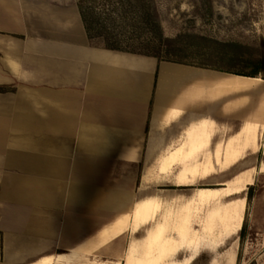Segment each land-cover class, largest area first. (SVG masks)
<instances>
[{"label": "crops", "instance_id": "obj_1", "mask_svg": "<svg viewBox=\"0 0 264 264\" xmlns=\"http://www.w3.org/2000/svg\"><path fill=\"white\" fill-rule=\"evenodd\" d=\"M56 25L50 42L0 34V264H89L108 247L101 264H192L226 247L225 205L244 214L264 174V78L227 87L230 72L96 45L79 6Z\"/></svg>", "mask_w": 264, "mask_h": 264}, {"label": "rangeland", "instance_id": "obj_2", "mask_svg": "<svg viewBox=\"0 0 264 264\" xmlns=\"http://www.w3.org/2000/svg\"><path fill=\"white\" fill-rule=\"evenodd\" d=\"M73 5L79 6L81 17L88 21L96 45L226 73L239 69L249 72L245 66L264 58V0H15L13 18L0 10V24H5L0 26V34L10 30L8 34L17 39L47 42L55 33L56 20L71 18ZM242 165L247 167L248 163ZM234 171L224 172V179ZM133 173L136 181L140 172ZM257 178L260 181L251 190L253 198L247 200L237 234L236 264H264V194L257 196V191H264V174ZM159 188L148 193H160ZM249 188L243 194L246 198ZM132 191L130 204L142 194L134 186ZM172 194L161 192L166 197ZM132 236L127 231L123 237L122 253ZM224 250L205 244L192 264H211ZM114 259L108 247L91 257L89 264Z\"/></svg>", "mask_w": 264, "mask_h": 264}, {"label": "bare ground", "instance_id": "obj_3", "mask_svg": "<svg viewBox=\"0 0 264 264\" xmlns=\"http://www.w3.org/2000/svg\"><path fill=\"white\" fill-rule=\"evenodd\" d=\"M256 80L257 78L252 76L229 74L225 76V79L222 80L220 84L224 86L233 85L237 88L242 89L246 86L248 87L249 84H252ZM222 85H219L218 88ZM241 133H244V136L246 135L247 130L245 127H242ZM186 172L189 174V170H186ZM250 181V174L244 171L239 175L238 179L236 178L235 183L231 185L230 189H235L236 191H239L245 188L246 185H249ZM242 211L243 209L240 207L239 201H231L225 205L224 212L221 215L220 221H218L216 234V239L220 244H225L227 240L232 239V237L238 233L242 224L241 222L242 220H244V214H242ZM238 245L239 241L233 242V240L229 245H225V251L221 254V256H219V258H217L215 264H236L238 256ZM155 262L156 261L150 260L147 264H155Z\"/></svg>", "mask_w": 264, "mask_h": 264}, {"label": "trees", "instance_id": "obj_4", "mask_svg": "<svg viewBox=\"0 0 264 264\" xmlns=\"http://www.w3.org/2000/svg\"><path fill=\"white\" fill-rule=\"evenodd\" d=\"M83 15V13H82ZM83 21L85 23V27L87 29V32H88V35L89 37L91 38L92 41H94L93 39V36L91 34V27L88 23V21L86 20V18L83 16ZM105 47H108V48H111V49H119L118 47L116 46H112V45H109V46H105ZM154 56H157V55H154ZM161 60H164V59H161ZM165 60H168V61H173V62H180V61H177V60H172V59H165ZM203 67H209V66H205V65H201ZM246 68H250L251 70L249 72L245 71L244 69H239V70H225L227 72H230L232 74H239V75H245V76H252V77H262L264 78V58L262 59H257L255 61L252 62V64L250 65H247L245 66ZM222 70V69H221ZM2 90H0L1 92ZM252 186L249 188L250 191L247 195V200L248 202L253 198V194H252ZM245 227V226H244ZM243 227V229H244ZM241 238H243V234L241 235Z\"/></svg>", "mask_w": 264, "mask_h": 264}]
</instances>
